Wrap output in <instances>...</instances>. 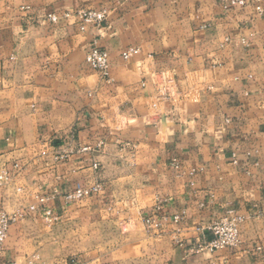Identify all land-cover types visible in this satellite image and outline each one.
<instances>
[{
	"label": "crops",
	"instance_id": "1",
	"mask_svg": "<svg viewBox=\"0 0 264 264\" xmlns=\"http://www.w3.org/2000/svg\"><path fill=\"white\" fill-rule=\"evenodd\" d=\"M246 1L0 0V207L17 214L5 260L45 255L46 207L53 227L117 242L60 264H264V0ZM82 8L107 20L83 29ZM93 45L110 80L86 60ZM229 212L246 217L242 242L193 250Z\"/></svg>",
	"mask_w": 264,
	"mask_h": 264
},
{
	"label": "built area",
	"instance_id": "2",
	"mask_svg": "<svg viewBox=\"0 0 264 264\" xmlns=\"http://www.w3.org/2000/svg\"><path fill=\"white\" fill-rule=\"evenodd\" d=\"M232 4L246 5V0H231ZM257 8L262 10L261 5ZM81 22L82 28L85 29L88 24L92 26H102L107 20V12L105 10L98 9H85L82 8L77 12ZM48 19L55 22L58 16L55 13H49ZM139 52V48L130 47L122 53L124 59H128L132 55ZM86 60L92 68L99 71L105 78L110 80L109 69V52L105 48H101L98 45H93L90 47L86 54ZM66 157L65 154L56 155V159H62ZM15 167H19V164H15ZM11 175L7 169L0 168V192L1 188L7 184ZM100 190V185H95L91 187L76 188L74 190L68 191L62 194V199L66 205L73 204L87 196H90L96 191ZM55 197V196H52ZM49 196L39 197L40 203H45L48 199L52 198ZM37 205L33 204L32 209H36ZM157 209L161 208V201L156 206ZM43 213L45 218L53 222L58 219V216L54 214L52 208H43ZM17 219V214H10L4 208L0 207V264H21L17 260H5L4 253V243L9 234L10 227L13 222ZM175 220L179 219V215L174 216ZM246 217L243 214L229 212L224 217L215 220L211 226H209L208 231L211 233V238L199 240L193 247L196 251H215L221 248L229 246H237L242 242V224ZM145 224L149 230H159L163 227L162 220L157 219L154 216H147L145 218Z\"/></svg>",
	"mask_w": 264,
	"mask_h": 264
},
{
	"label": "rangeland",
	"instance_id": "3",
	"mask_svg": "<svg viewBox=\"0 0 264 264\" xmlns=\"http://www.w3.org/2000/svg\"><path fill=\"white\" fill-rule=\"evenodd\" d=\"M5 209V208H4ZM6 210V209H5ZM7 211V210H6ZM9 212V211H7ZM10 213V212H9ZM15 214V213H10ZM55 214V213H54ZM58 216L57 214H55ZM44 243L42 245L41 251L45 255L41 256L39 252H35L32 254L33 256L30 258H18L15 259L21 264H60L61 259H59V256L66 257L67 260L76 262L81 258V254L90 250L92 256L97 258L96 256L100 255V253H105L107 249H114L116 247V241L115 237L111 238L112 240H109L107 243L105 241V238H108V235L106 236L104 231L96 230L95 232H91V241L87 240V238H90V236L85 237L83 236L84 230L80 231L82 235H77L76 237L73 235H70L69 230L67 227H53L56 225L57 222H59L60 218L58 216V219L50 222L48 221L44 216ZM14 223V222H13ZM110 236H114L115 233L109 231L108 232ZM112 233V235H111ZM52 234L59 235V239H54L52 237ZM33 245L30 247L31 250H35V244L32 242ZM39 250V248H38ZM66 260V261H67Z\"/></svg>",
	"mask_w": 264,
	"mask_h": 264
}]
</instances>
